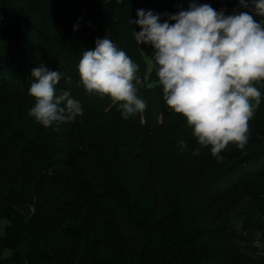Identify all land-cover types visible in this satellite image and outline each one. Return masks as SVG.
Listing matches in <instances>:
<instances>
[{"label": "trees", "instance_id": "16d2710c", "mask_svg": "<svg viewBox=\"0 0 264 264\" xmlns=\"http://www.w3.org/2000/svg\"><path fill=\"white\" fill-rule=\"evenodd\" d=\"M175 2L0 0V111L13 105L25 109L34 105L28 88L32 70L40 65L62 72L65 78L58 83L57 93L70 90L83 107L82 116L61 125L50 138L52 128L46 129L32 118L29 131L33 139L23 143V161L8 173L0 169V264H229L212 243L213 228L197 211L176 171L163 166L165 176L156 182L166 198L164 204L155 202L148 184L136 186L125 176L120 179L118 174L112 189L107 185L116 171L111 163L136 159V147L146 136L161 134L163 129L187 143L188 160L221 178L207 177L211 186L233 183L232 192L248 189L249 201L242 203L240 219L249 215V221L256 217L264 222V87L257 85L261 103L248 122V143L243 151L230 144L220 160L208 148L193 156L198 147L193 135L184 118L168 110L162 87L156 83L158 77L148 73L135 42L133 30L139 28L131 21L137 19V10H151L162 18L180 12L174 10ZM178 2L186 5L184 0ZM198 2L223 10L225 15H230V7L234 13L243 11L238 2L234 6L221 0ZM105 36L139 65L143 84L137 86V94L146 102V109L127 120L108 97L90 95L77 86V65L83 51L94 49L95 41ZM68 77L71 83L66 82ZM160 117L163 122L158 125ZM82 131L92 143L91 152L100 159L95 177L103 190L95 191L81 177L69 180L80 159L76 142ZM5 132L6 125L0 136ZM41 138L54 146L39 144ZM155 159L151 158V166ZM44 171L55 172L49 176ZM79 181L82 186L77 187ZM244 222L243 218L239 223Z\"/></svg>", "mask_w": 264, "mask_h": 264}, {"label": "clouds", "instance_id": "9594fccd", "mask_svg": "<svg viewBox=\"0 0 264 264\" xmlns=\"http://www.w3.org/2000/svg\"><path fill=\"white\" fill-rule=\"evenodd\" d=\"M238 4L243 11L225 15L209 4L190 3L187 10L166 14L164 22L159 14L139 9L131 21L140 29L133 30L136 44L153 49L148 58L168 110L180 114L192 130L198 145L193 156L208 148L220 160L230 144L243 151L248 122L261 103L257 85L264 87V0ZM77 71V86L90 95L108 97L123 119L145 111L146 102L137 94L143 84L139 65L107 36L98 38L94 49L83 51ZM62 78V72L40 65L32 70L28 88L34 99L28 115L53 131L83 115L82 104L70 90L57 93ZM177 148L185 151L187 143L180 140Z\"/></svg>", "mask_w": 264, "mask_h": 264}, {"label": "rangeland", "instance_id": "374dc122", "mask_svg": "<svg viewBox=\"0 0 264 264\" xmlns=\"http://www.w3.org/2000/svg\"><path fill=\"white\" fill-rule=\"evenodd\" d=\"M221 1L232 6L238 2V0ZM184 2H186V5L183 4L182 7L184 10L189 8L190 3L200 4L198 0H184ZM229 13L230 15L234 14L231 7ZM167 15L165 14L161 18V22L167 19ZM46 29L48 30L47 26ZM139 31L140 29L136 32ZM50 42L52 41L49 40L48 43ZM139 49L146 61L148 73H155L149 60L153 55L152 47L140 45ZM47 57V59H54L50 56ZM29 110V108H18L13 105L0 111V130L2 131L5 125L8 127V132H5L4 137L0 136V169L5 173H8L10 168L16 169L19 167L24 159L22 156L23 143L33 139L30 138L31 133L29 131V122L32 119L28 115ZM162 120V117H160L158 125H161ZM89 129L90 131H95L90 127ZM187 129L192 134V130L188 127ZM106 131L110 133L108 127ZM159 131H161V134L153 135L151 133L145 137L144 143L140 147H136L135 152L138 153L136 159L117 160L111 163L110 167L115 168L116 171L112 177L107 179L108 182L106 181L109 189L114 187V183L117 180L116 176L119 174L120 179L125 176L129 183L136 186L148 184V187L153 189L155 202L164 204L166 198L157 189L156 182L164 178L163 166H166L170 171H176L179 174L181 182L185 185L186 194L194 199L197 211L200 212L207 224H210L213 228L211 241L221 256L229 264H264V222L256 217L251 218L249 221L247 218L249 215H244V224L239 223L243 221V218L240 219L239 217L242 211V203L247 205V201H249L246 195L248 189L246 188L244 192H232L235 190V184L233 183H228L222 187L211 186V183L209 184V181H206L207 177L212 180L214 178L217 181H220L221 178L213 177L211 170L204 171V168L199 167L190 159L188 160L186 151H181L177 148V143L180 141L178 134L167 133L165 129ZM56 134L57 131L52 130L48 138ZM92 135L89 136L92 138ZM104 139L108 140L106 136H104ZM39 141V144L54 146L47 139L41 138ZM38 143L35 142L34 145H39ZM91 146L92 143L88 140L87 133L84 131L79 132L76 142V150L78 152L76 156L80 157V159L76 172H72L69 175V180L72 177H81L83 178V183L91 182L94 190L99 191L104 189V187L99 186V181H96L98 177H95L98 174L96 163H99L100 159L96 153L91 152ZM154 157L158 160L155 162V166H151L154 163L149 162ZM51 165L49 164L48 168ZM44 172L48 173L47 171ZM54 172H49L48 175L52 176ZM236 179H238L237 175ZM231 182L233 181L230 180ZM76 186H82V182H77ZM205 193L209 197L203 196ZM213 196L217 197L213 198ZM6 225L7 223L2 224L3 228ZM6 256H9V253Z\"/></svg>", "mask_w": 264, "mask_h": 264}, {"label": "built area", "instance_id": "2783aa9c", "mask_svg": "<svg viewBox=\"0 0 264 264\" xmlns=\"http://www.w3.org/2000/svg\"><path fill=\"white\" fill-rule=\"evenodd\" d=\"M173 8H174V10H176L178 12L183 10V8H182L181 4L178 2V0H176Z\"/></svg>", "mask_w": 264, "mask_h": 264}]
</instances>
